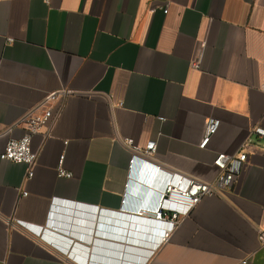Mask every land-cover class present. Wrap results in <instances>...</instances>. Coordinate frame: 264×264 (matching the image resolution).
<instances>
[{
	"label": "crops",
	"instance_id": "crops-1",
	"mask_svg": "<svg viewBox=\"0 0 264 264\" xmlns=\"http://www.w3.org/2000/svg\"><path fill=\"white\" fill-rule=\"evenodd\" d=\"M61 88L73 93L51 134L32 138L33 176L0 159V264H112L93 260L96 239L124 244L97 235L99 214L90 226L63 222L54 201L149 220L137 211L156 196L133 204L137 167L149 166L155 185L168 172L211 181L216 155L247 138L231 191L204 198L161 242L157 232L139 238L138 260L119 262L264 264V138L251 134L264 129V0H0V154L26 134L24 115ZM209 118L220 126L201 149ZM128 138L155 140L157 151L129 168ZM62 155L71 178L58 176Z\"/></svg>",
	"mask_w": 264,
	"mask_h": 264
},
{
	"label": "built area",
	"instance_id": "built-area-1",
	"mask_svg": "<svg viewBox=\"0 0 264 264\" xmlns=\"http://www.w3.org/2000/svg\"><path fill=\"white\" fill-rule=\"evenodd\" d=\"M44 1L47 4L50 3V0ZM162 9L165 14L169 11L167 6ZM72 93L73 91L67 88L52 91L40 103L29 110L21 119V123L26 126V134L20 139H9L4 151L0 154V159L27 165L28 175L26 179L31 178L38 159V153L32 148V138L38 133H42L46 137L51 134L62 112L63 107L61 105ZM161 120L164 121L163 118ZM219 126L220 120L215 118H209L207 120L205 134L199 143V148H206L211 137L218 131ZM251 134L264 138V129L253 127ZM123 142L131 153L129 168L134 166L139 156L148 158L153 156L157 151V143L155 140H151L143 146L136 144L133 139L129 138L124 139ZM251 144V138H247L237 153H218L214 159V165L218 169V174L211 181H204L175 172H168L164 181L161 184L155 185L153 192L156 197L153 206H145L137 212L140 215L143 213L147 214L148 219L154 223L155 227L153 232L158 233V242L167 238L180 225V217L189 216L204 198L226 195L235 187L249 159L248 148ZM63 160L64 155L60 157L57 168L58 176L71 178L73 174L63 167ZM23 195H27V193ZM54 204L56 205V201H54ZM23 224L36 234L40 235L42 233V227L26 223ZM257 235L259 242L264 245V227L258 228ZM148 237L152 239L149 234ZM51 245L60 250L62 248V246L55 242H52ZM157 245L155 244L153 247ZM137 252L143 253L142 251ZM69 256L71 257L70 254ZM138 258L139 256L136 255L133 260H138ZM142 259L141 261H144V257ZM242 263L246 264L247 260Z\"/></svg>",
	"mask_w": 264,
	"mask_h": 264
},
{
	"label": "water",
	"instance_id": "water-1",
	"mask_svg": "<svg viewBox=\"0 0 264 264\" xmlns=\"http://www.w3.org/2000/svg\"><path fill=\"white\" fill-rule=\"evenodd\" d=\"M135 175L132 198L134 200L133 204L139 207L151 198L152 190L155 188V175L149 166L137 167ZM56 205L63 208L59 211L62 213L61 220L75 225L87 224L90 226L95 224L96 216L99 214L98 221L102 226L99 228L100 234L97 233V235L107 239L117 238L124 242V244H115L110 241L96 239L93 244V260H102L112 264H120L123 261L126 263L128 260L133 259L136 252L131 244H134L136 240L138 242L139 238L147 239L148 234H151L155 227L152 221L137 215L99 211L93 206L61 200L56 201ZM57 218L58 216L55 215L54 220H58ZM88 243H91V239L88 240ZM76 247L79 248V246Z\"/></svg>",
	"mask_w": 264,
	"mask_h": 264
},
{
	"label": "bare ground",
	"instance_id": "bare-ground-1",
	"mask_svg": "<svg viewBox=\"0 0 264 264\" xmlns=\"http://www.w3.org/2000/svg\"><path fill=\"white\" fill-rule=\"evenodd\" d=\"M153 191V190H152ZM143 207H145V206H143ZM96 233H98V234H100V232H99V228H98V230H97V232ZM61 249H64V248H61ZM73 255V254H72ZM75 258H77V260H79L80 259V255H75ZM80 263H82V264H87V260L84 262V260L83 259H81L80 260Z\"/></svg>",
	"mask_w": 264,
	"mask_h": 264
}]
</instances>
